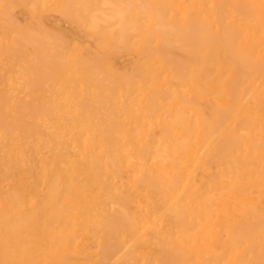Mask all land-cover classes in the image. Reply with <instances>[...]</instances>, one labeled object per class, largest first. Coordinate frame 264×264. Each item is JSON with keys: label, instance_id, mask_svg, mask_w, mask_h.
Returning a JSON list of instances; mask_svg holds the SVG:
<instances>
[{"label": "bare ground", "instance_id": "6f19581e", "mask_svg": "<svg viewBox=\"0 0 264 264\" xmlns=\"http://www.w3.org/2000/svg\"><path fill=\"white\" fill-rule=\"evenodd\" d=\"M0 264H264V0H0Z\"/></svg>", "mask_w": 264, "mask_h": 264}]
</instances>
